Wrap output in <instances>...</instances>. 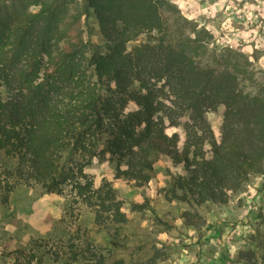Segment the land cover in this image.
<instances>
[{"label": "trees", "instance_id": "trees-1", "mask_svg": "<svg viewBox=\"0 0 264 264\" xmlns=\"http://www.w3.org/2000/svg\"><path fill=\"white\" fill-rule=\"evenodd\" d=\"M165 25L156 0H0L4 211L17 187L38 186L66 197L64 221L85 206L97 228L117 233L128 221L124 202L112 180L96 186L93 160L110 161L115 178L144 186L164 156L184 169L171 174L167 197L187 205L182 223L196 228L204 205H226L264 172V91L244 92L230 66L201 65ZM145 33L147 41L128 49ZM220 104L218 140L208 113ZM180 126L182 133L167 131ZM69 240L55 253L58 264H107L111 246L123 245L110 239L99 246L89 235ZM158 257L133 264H157Z\"/></svg>", "mask_w": 264, "mask_h": 264}, {"label": "rangeland", "instance_id": "rangeland-1", "mask_svg": "<svg viewBox=\"0 0 264 264\" xmlns=\"http://www.w3.org/2000/svg\"><path fill=\"white\" fill-rule=\"evenodd\" d=\"M156 1L169 37L194 50L201 65L230 66L244 92L256 95L264 91V0ZM90 23L93 38L103 45L93 17ZM147 39V33L140 35L128 43V49ZM224 111L225 105L220 104L208 113L218 140ZM167 131L182 133V127ZM155 168L144 186L115 178V165L108 160L96 158L88 169L96 186L105 177L119 190L128 216L119 233L97 228L94 214L85 206L78 205L74 214L70 210L64 221V195L41 193L38 186L17 187L8 208L4 211L0 205V264H58L55 253L64 250L71 234L77 243L89 235L102 243L99 246L110 239L123 244L111 246L107 264L119 259L133 264L154 254L159 255L157 264H245L248 259L252 264H264V172L253 174L241 191L230 195L226 205H204L205 219L196 228H188L181 219L187 205L167 197L171 174L183 173L182 165L159 156Z\"/></svg>", "mask_w": 264, "mask_h": 264}, {"label": "crops", "instance_id": "crops-1", "mask_svg": "<svg viewBox=\"0 0 264 264\" xmlns=\"http://www.w3.org/2000/svg\"><path fill=\"white\" fill-rule=\"evenodd\" d=\"M34 223V222H33Z\"/></svg>", "mask_w": 264, "mask_h": 264}]
</instances>
